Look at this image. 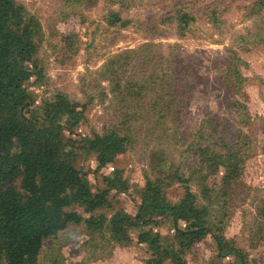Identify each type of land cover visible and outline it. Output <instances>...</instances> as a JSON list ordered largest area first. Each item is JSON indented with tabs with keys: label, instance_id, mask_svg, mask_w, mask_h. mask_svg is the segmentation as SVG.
Masks as SVG:
<instances>
[{
	"label": "rangeland",
	"instance_id": "1",
	"mask_svg": "<svg viewBox=\"0 0 264 264\" xmlns=\"http://www.w3.org/2000/svg\"><path fill=\"white\" fill-rule=\"evenodd\" d=\"M15 1L39 24L35 76L25 83L34 111L58 93L83 106L63 144L94 192H104L107 205L94 216L133 214L146 178L162 180L176 202L186 179L214 233L242 250L244 264H264V0ZM111 12L126 25L109 26ZM181 14L193 17L182 31ZM107 130L123 136L127 149L97 168L83 144ZM228 153L232 176L214 168L216 154ZM115 171L119 191H105L102 177ZM157 222L152 232L174 242L172 224ZM101 229L71 225L44 239L40 264H145L152 255L135 241L140 230L121 247ZM215 247L207 235L186 263L242 264L219 259Z\"/></svg>",
	"mask_w": 264,
	"mask_h": 264
},
{
	"label": "trees",
	"instance_id": "2",
	"mask_svg": "<svg viewBox=\"0 0 264 264\" xmlns=\"http://www.w3.org/2000/svg\"><path fill=\"white\" fill-rule=\"evenodd\" d=\"M177 19L181 31L193 21L188 14ZM106 23L126 25L116 12L110 13ZM38 30V22L23 5L0 0V264H40L38 256L44 239L79 224L96 231L104 229L121 247L132 244V230H140L137 242L152 249L145 264H187L186 252L207 235L213 238L219 259L236 257L244 264L242 250L214 233L209 211L198 206L186 179L181 181L183 193L176 202L168 199L162 180L146 178L134 215L117 210L110 218L94 216L107 205L104 192H94L75 167L72 150L65 152L63 144V131L78 125L83 106L58 93L38 113L25 84L35 76L37 46L33 39ZM126 144L117 131L107 130L94 134L83 148L96 156L97 168H102L114 162L127 149ZM215 158L218 161L214 168L222 166L227 176L235 173L234 154H216ZM121 181L117 171L102 177L104 190L109 192L119 191ZM74 207L82 208L89 216L68 210ZM164 218L174 229L172 243H162L161 234L152 232V227L160 224L157 220ZM179 222L185 223L183 229ZM147 226L149 230L142 231Z\"/></svg>",
	"mask_w": 264,
	"mask_h": 264
},
{
	"label": "crops",
	"instance_id": "3",
	"mask_svg": "<svg viewBox=\"0 0 264 264\" xmlns=\"http://www.w3.org/2000/svg\"><path fill=\"white\" fill-rule=\"evenodd\" d=\"M107 176H110V175L107 174ZM135 212H136V210H135ZM135 212H134L132 215H134ZM163 220H164L166 223H168V224L170 225V221H169L167 218H164ZM181 223H183V225H184L183 227H185V223H184V222H179V227L183 229V227L180 226ZM158 226H159V225H158ZM158 226H154V228H155V227H158ZM168 227H170V226H168ZM155 230H156V228H155ZM170 231L173 233V232H174V229L171 228ZM173 236H174V234H173ZM133 241H134V238H133ZM135 241L137 242V239H135ZM203 241H204V240H202L201 242L196 243L195 245L198 247V246H200L201 244H203ZM132 243H133V242H132ZM139 244H143V243H139ZM195 245H194V247H195ZM215 248H216V247H215ZM192 249H193V247H192L190 250H192ZM147 259H148V258H147Z\"/></svg>",
	"mask_w": 264,
	"mask_h": 264
}]
</instances>
